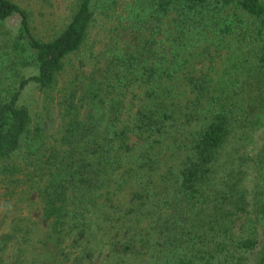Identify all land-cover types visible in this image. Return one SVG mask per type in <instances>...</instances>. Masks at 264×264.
I'll use <instances>...</instances> for the list:
<instances>
[{
  "label": "trees",
  "instance_id": "obj_1",
  "mask_svg": "<svg viewBox=\"0 0 264 264\" xmlns=\"http://www.w3.org/2000/svg\"><path fill=\"white\" fill-rule=\"evenodd\" d=\"M94 1L106 33L86 47ZM236 45L251 58L248 78L213 81L219 56ZM3 53L2 74L8 62L36 69L0 85V181L36 191L42 264L62 263L65 239L90 257L95 219L114 228L113 252L144 264H243L248 253L264 264V0H77L49 37L24 5L0 0ZM31 81L56 91L53 145L17 103ZM148 203L160 211L141 225ZM16 242L14 226H0V264L27 263Z\"/></svg>",
  "mask_w": 264,
  "mask_h": 264
},
{
  "label": "rangeland",
  "instance_id": "obj_2",
  "mask_svg": "<svg viewBox=\"0 0 264 264\" xmlns=\"http://www.w3.org/2000/svg\"><path fill=\"white\" fill-rule=\"evenodd\" d=\"M15 2L24 5L30 12L32 22L35 27V31L38 35L43 37H49L52 33L58 32L61 27L66 23L70 14L72 13L77 0H14ZM129 0H127L128 2ZM101 3L94 1L92 3L93 8L96 6V12H94L92 23L87 31V37L84 45L87 47L100 46L106 31L102 29L101 23L105 22V19L98 12V6ZM5 29L10 34L16 32L18 26V15L12 14L5 22ZM233 42V41H232ZM69 59L73 55L68 56ZM0 58H5V54H1ZM3 61V60H2ZM73 61V60H71ZM5 62V61H3ZM8 62V61H7ZM10 68L6 69L4 74L0 70V85L4 83L7 77H16L15 74H21L24 76L33 74L36 72L33 66H20L14 64V71L11 68V64L8 62ZM251 64V58L245 51L240 50L237 45L231 46L226 49L225 53L219 56V63L214 64L212 68V80L224 79L227 76L233 77L234 75L242 76L241 78H248L249 70H246L247 66ZM233 66V67H230ZM1 67V66H0ZM71 67L67 64L64 65V69L60 75L58 85L62 86L64 77H68L70 74L67 69ZM2 68V67H1ZM229 68L228 71L223 70ZM57 89V87H56ZM135 89V88H134ZM126 108L127 113H131L135 107V99L131 92H127ZM56 91L43 92L41 91L35 82L27 83L18 95L17 103L27 108L28 114L31 119L38 117L46 145L55 144V138L57 137V129L59 125V112L60 107L56 102ZM264 129V128H263ZM255 143L259 144L263 130L256 132ZM251 173L245 181L247 188L250 187ZM7 182L0 181V226L2 228L14 226L15 236L17 242L13 246L15 253L20 250L21 253L17 254L19 259L20 255L25 254L24 263L26 264H42L38 255H43L46 251L43 246V233L46 223L40 219L39 216V199L36 195V191L29 185H18L15 189L11 187V184L7 185ZM12 191V192H11ZM11 192V194H10ZM148 207L141 210L142 215L140 224L144 225L145 222H149L155 218L159 213V207L154 203H148ZM132 222H135L133 220ZM95 224H98L97 226ZM107 224V225H106ZM90 241L87 244L86 250H90V257L79 256L80 252H84L80 247H76L75 244H71L69 239H65L62 242L65 255H60L61 264H144L145 259L141 254H118L112 251L110 241L112 240V233L114 228L110 227L108 221H100L95 219V222L91 224ZM25 232V237L20 238L19 235ZM19 237V238H18ZM243 264H254V258L252 253H248Z\"/></svg>",
  "mask_w": 264,
  "mask_h": 264
}]
</instances>
